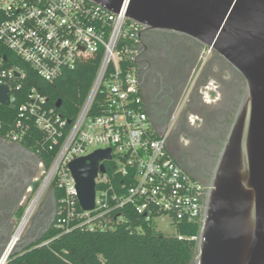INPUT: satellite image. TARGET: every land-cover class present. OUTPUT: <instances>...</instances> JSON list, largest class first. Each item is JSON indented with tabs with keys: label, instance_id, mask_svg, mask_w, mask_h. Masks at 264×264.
Returning a JSON list of instances; mask_svg holds the SVG:
<instances>
[{
	"label": "built area",
	"instance_id": "2783aa9c",
	"mask_svg": "<svg viewBox=\"0 0 264 264\" xmlns=\"http://www.w3.org/2000/svg\"><path fill=\"white\" fill-rule=\"evenodd\" d=\"M130 2L124 0L113 13L90 0H0V44L42 80L54 83L85 63L98 64L71 120L63 104L52 107L36 87L24 92L26 71L7 66V57H0V86L8 87L11 105L24 99L14 126L4 129L0 121V131L6 130L4 136L15 143L35 142L38 154H54L9 249L20 241L15 237L39 203L56 190L62 195L54 227L62 232L112 230L132 215L154 232V225L170 220L179 240L199 241V233L186 238L181 232L182 225L201 229L206 191L169 151L175 118L161 130L149 117L138 67L145 28L128 21ZM92 148L110 149L112 159L101 162L106 172L96 178L95 208L85 211L69 166L95 152Z\"/></svg>",
	"mask_w": 264,
	"mask_h": 264
},
{
	"label": "water",
	"instance_id": "95a60500",
	"mask_svg": "<svg viewBox=\"0 0 264 264\" xmlns=\"http://www.w3.org/2000/svg\"><path fill=\"white\" fill-rule=\"evenodd\" d=\"M90 1L113 13L124 2ZM127 19L146 31L201 43L244 78L246 90L219 153L192 264H264V0H131ZM0 104L11 105L7 86H0ZM111 159L110 149L97 150L70 164L85 211L94 210L96 178L106 172L101 162ZM19 244L9 258L33 245L19 250Z\"/></svg>",
	"mask_w": 264,
	"mask_h": 264
},
{
	"label": "flooded vegetation",
	"instance_id": "af4514ba",
	"mask_svg": "<svg viewBox=\"0 0 264 264\" xmlns=\"http://www.w3.org/2000/svg\"><path fill=\"white\" fill-rule=\"evenodd\" d=\"M140 40L139 77L149 117L161 130L175 118L169 151L207 195L246 90L245 80L217 52L191 38L144 30ZM46 169L36 151L0 134V258ZM54 197L50 192L39 203L20 237L19 250L41 240L54 226Z\"/></svg>",
	"mask_w": 264,
	"mask_h": 264
},
{
	"label": "trees",
	"instance_id": "16d2710c",
	"mask_svg": "<svg viewBox=\"0 0 264 264\" xmlns=\"http://www.w3.org/2000/svg\"><path fill=\"white\" fill-rule=\"evenodd\" d=\"M7 57V66H17L26 71L24 92L36 87L49 99L54 107L62 100L66 117L74 120L89 92L98 64L85 63L77 71L66 72L54 83L42 80L37 73L17 58L14 53L0 44V57ZM13 96L15 95L12 91ZM24 99L21 97L13 105L0 104V121L4 129L14 126L18 118V108ZM66 110L68 112H66ZM6 130L0 131L6 135ZM37 151L39 146L32 141L24 143ZM47 168L52 164L54 154H39ZM110 168L111 164L107 163ZM62 192L55 191L58 204ZM129 221L112 230L91 232L76 228L71 232H62L54 226L37 243L23 254H13L7 264H192L196 256V242L179 240L157 234L146 223L130 215ZM198 226H183L182 234L187 238L198 234ZM48 242L46 245L43 243Z\"/></svg>",
	"mask_w": 264,
	"mask_h": 264
},
{
	"label": "rangeland",
	"instance_id": "374dc122",
	"mask_svg": "<svg viewBox=\"0 0 264 264\" xmlns=\"http://www.w3.org/2000/svg\"><path fill=\"white\" fill-rule=\"evenodd\" d=\"M91 150H92L91 152H93V151H96L97 148H92ZM31 221H32V218L30 219V222L24 228L22 235L26 232ZM154 228H155V232L157 234H162V235L167 236V237H176L177 236V228L175 225L172 224V222L170 220H167V222H165V223L160 222V223L154 225ZM22 235L20 236L21 238H22Z\"/></svg>",
	"mask_w": 264,
	"mask_h": 264
},
{
	"label": "bare ground",
	"instance_id": "6f19581e",
	"mask_svg": "<svg viewBox=\"0 0 264 264\" xmlns=\"http://www.w3.org/2000/svg\"><path fill=\"white\" fill-rule=\"evenodd\" d=\"M27 224V220L24 222V224H23V226L19 229V232H18V234H17V236L15 237V240H17L21 235H22V232H23V230H24V227H25V225ZM11 247H12V245H11ZM9 251H10V249L7 251V253L4 255V257H3V259H2V261H1V263L0 264H4L5 263V261L7 260V255L9 254Z\"/></svg>",
	"mask_w": 264,
	"mask_h": 264
}]
</instances>
